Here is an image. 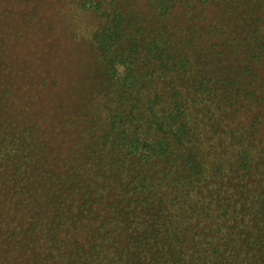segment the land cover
Returning <instances> with one entry per match:
<instances>
[{"label":"trees","instance_id":"trees-1","mask_svg":"<svg viewBox=\"0 0 264 264\" xmlns=\"http://www.w3.org/2000/svg\"><path fill=\"white\" fill-rule=\"evenodd\" d=\"M127 1L78 3L106 20L91 34L103 76L94 94L102 96L87 111L91 114L77 139L78 146L100 155L87 165V174L76 161L59 162L56 138L50 142L46 137V146L36 143L42 147L37 153L28 146L38 126L17 94L20 88L10 76L3 79L4 65L0 89L23 106L14 116L0 110V128L13 141L2 136L0 152L19 142L24 162L44 158L63 172L70 205L60 201L48 207L57 209L54 225L77 233L76 264H94L90 260L109 249L106 243L117 244L121 237L130 239L129 253L113 255L107 264H225L228 259L264 264V240L257 241L253 232L246 235L231 208L237 200L243 211H257L264 227V121L256 120L264 111V0H131L149 9L133 16L125 12ZM238 27L245 33L235 35ZM217 47L229 51V59L215 60ZM226 67L230 70L214 84L215 74ZM240 116L249 122L238 123ZM252 148L255 153L249 154ZM231 155L239 162L232 165L234 171H225ZM97 182L114 186V199L121 197L125 209L135 208L125 214L123 206L117 208V220L124 215L118 225L107 219L108 195ZM45 190L37 191L40 205ZM20 192L6 197L10 205ZM77 201L82 211L74 208ZM15 221L27 228L26 234L38 230L24 217ZM204 229L215 241L202 239ZM15 233L16 228H0V245L8 252L19 246ZM85 239L90 242L82 246ZM203 241L209 248L201 254Z\"/></svg>","mask_w":264,"mask_h":264},{"label":"rangeland","instance_id":"rangeland-1","mask_svg":"<svg viewBox=\"0 0 264 264\" xmlns=\"http://www.w3.org/2000/svg\"><path fill=\"white\" fill-rule=\"evenodd\" d=\"M214 1V4L220 3V0ZM78 3L79 0H0V58L4 61L0 63V66H8V70L2 71L3 79L10 76L13 85L20 88L17 94L34 118L30 119L34 125L38 126L35 130V142L34 144L31 142L28 146H32L31 149H35L37 153L42 147H36V143L40 146V143L44 142L46 146L48 140L51 142L56 138L58 148L54 155L58 157L59 162L76 161L83 165L82 172L87 174V165L100 155L78 146L77 139L79 132L84 130L87 116L91 114L87 111L91 110V106L98 100L97 97L102 96L94 94L103 76L91 42V34L102 28L106 20L98 16L93 7L80 9ZM141 4L143 5L141 2L134 3L128 0L125 12L133 16L138 12L149 10L144 11ZM231 12L238 16L239 11L232 9ZM147 14L152 17L151 11ZM150 28L154 27L150 26ZM243 33L245 30L239 27L234 31L235 35ZM229 53L217 47L213 49L212 57L219 62L224 58L229 59ZM214 66H217V62ZM228 70H230L228 67L220 68L214 76V84L220 82ZM234 71L236 70L232 72ZM12 73L14 77L11 76ZM189 74H185V79L190 77ZM12 99L11 93L5 95V88L0 89V110L6 116H14L22 110V102L19 104ZM93 111L94 108L92 113ZM239 118L238 123L245 125L249 122L248 116ZM258 118L264 121V111L257 116L256 120ZM77 125L79 128H76ZM52 133L56 134L54 138H50ZM6 135L10 133L0 128V142L4 136L5 142L13 143ZM208 136L205 135L207 141ZM46 137L47 141H45ZM19 149V142H16L15 146L0 152V228L4 230L16 228L14 238L19 243L17 248H10V252L0 245V264H76V256L79 255V245L75 241L77 233L72 230L73 228L64 229L54 225L55 215L53 214L57 209L48 207L49 203L60 201L70 205L68 194L63 193V172L55 167L56 164L54 167H49V162L44 161V158L40 160L36 158L35 162L34 160L24 162ZM254 153L255 148L249 149V154ZM236 162L239 161L231 155L225 171L232 172V169L234 171L233 166ZM108 175L112 177V180L117 179L112 172ZM96 184L100 186L99 188H106L107 219L114 220L118 225L124 215L117 220L116 209L123 206L122 214H125L135 208L125 209L126 204L121 202V197L114 199L115 196L118 197L116 193L114 194V186L107 187L99 182ZM44 186L46 187L45 202L40 205L42 201L38 198L41 194L37 191ZM18 189L22 193L20 192L16 201L10 205L6 197ZM79 192L83 193L82 190ZM20 200L21 204L18 205ZM233 204L231 208H236L238 224L244 233L248 235L253 232L257 241L264 240V227L259 221L258 212L248 209L243 211L237 200ZM73 205L74 208L82 206L78 201ZM79 209L82 211L81 208ZM79 212L74 215L79 216ZM134 212L136 213L137 210ZM152 215L146 218L151 220ZM20 216L26 218L29 226L38 224V230L34 234H26L27 228H20V224L15 221ZM80 218L83 219L84 216ZM85 220L86 218L83 219V225H88ZM86 236L90 239L95 237L90 232H87ZM213 237L214 235L208 232V229H204L202 239L215 241L211 239ZM129 241L130 239L121 237L117 238V244L106 243V247L109 248L106 253L94 257L90 262L107 264L113 255L125 257L129 253L126 248ZM87 242L90 241L82 240V246H85ZM205 245L203 241L201 254L209 248ZM35 248L39 249L35 250ZM250 250L254 249L248 248L247 252ZM16 257L20 258L19 262L12 263L11 260ZM47 257L52 259V263L46 260ZM79 263L81 264V261ZM224 263L233 264L231 259L225 260Z\"/></svg>","mask_w":264,"mask_h":264}]
</instances>
